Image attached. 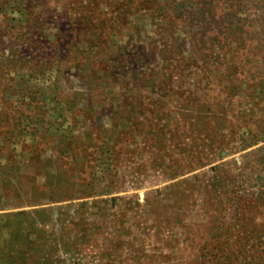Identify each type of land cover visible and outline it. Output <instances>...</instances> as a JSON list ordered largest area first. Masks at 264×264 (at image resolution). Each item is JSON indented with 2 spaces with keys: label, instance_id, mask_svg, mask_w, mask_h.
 <instances>
[{
  "label": "rangeland",
  "instance_id": "374dc122",
  "mask_svg": "<svg viewBox=\"0 0 264 264\" xmlns=\"http://www.w3.org/2000/svg\"><path fill=\"white\" fill-rule=\"evenodd\" d=\"M51 260L264 264V0H0V264Z\"/></svg>",
  "mask_w": 264,
  "mask_h": 264
},
{
  "label": "crops",
  "instance_id": "0c3cea01",
  "mask_svg": "<svg viewBox=\"0 0 264 264\" xmlns=\"http://www.w3.org/2000/svg\"><path fill=\"white\" fill-rule=\"evenodd\" d=\"M46 204L48 203H43L41 207H39L40 205H32L31 207H27L28 209L31 210H35V213L32 215V217L34 218V223L36 224L37 228L36 229H29L28 231H26V234L24 236V240H23V251L21 253V255H25L26 253H34L36 254V258L39 261V257L40 255V248H38L36 245L38 243V240H40L39 238V234H50L49 231L47 230L46 226H42L43 223H45L43 220L40 219V214H42V212H44V207ZM27 215V214H26ZM28 216V215H27ZM30 217V216H29ZM30 217V218H32ZM40 231H39V230ZM50 236V235H49ZM53 260H51L50 264H59L60 261H57L56 263H52ZM38 264V263H37Z\"/></svg>",
  "mask_w": 264,
  "mask_h": 264
}]
</instances>
